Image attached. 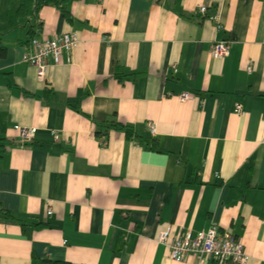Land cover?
<instances>
[{
    "label": "crops",
    "instance_id": "crops-1",
    "mask_svg": "<svg viewBox=\"0 0 264 264\" xmlns=\"http://www.w3.org/2000/svg\"><path fill=\"white\" fill-rule=\"evenodd\" d=\"M20 3L0 0V264H234L157 241L212 222L264 264V0ZM63 32L70 57L38 78L29 39ZM111 121L154 146L95 134Z\"/></svg>",
    "mask_w": 264,
    "mask_h": 264
},
{
    "label": "built area",
    "instance_id": "built-area-1",
    "mask_svg": "<svg viewBox=\"0 0 264 264\" xmlns=\"http://www.w3.org/2000/svg\"><path fill=\"white\" fill-rule=\"evenodd\" d=\"M205 10V5L199 6L200 12L204 13ZM76 43L77 36L74 32H63L52 37L32 36L22 59L35 68L38 78H43L48 66L61 63L64 56L66 59L70 57ZM209 51L215 58L225 57L229 53V41L215 40L211 43ZM246 70L248 72L252 70L251 62H247ZM190 97L192 94L189 92L180 94L181 99ZM235 111L240 112L241 106L236 105ZM147 126L151 133L155 132L154 124L148 122ZM35 131L34 127H20L21 140L31 139ZM52 133L57 139L58 134L55 131ZM47 213H51V208H48ZM157 241L167 247L170 259L177 262L183 261L188 255L214 259L219 263L245 264L247 260L243 242L227 228L221 229L216 222H212L207 229L197 233L183 230L178 234H171V229L167 226L159 232Z\"/></svg>",
    "mask_w": 264,
    "mask_h": 264
},
{
    "label": "trees",
    "instance_id": "trees-1",
    "mask_svg": "<svg viewBox=\"0 0 264 264\" xmlns=\"http://www.w3.org/2000/svg\"><path fill=\"white\" fill-rule=\"evenodd\" d=\"M65 1L66 0H21L20 6L18 7L17 12L25 11L26 8L29 7L30 5H33L35 11L37 12V10L39 9V7L41 5L52 4V5H56L61 10L63 15H67L68 11L64 6ZM105 127L106 128L104 130L96 127L95 134L97 136H101V135L106 136L108 134V129L110 128L113 130L124 132V134L127 138H134L141 143L151 144L152 146H154L153 145L155 142L154 138L144 136L143 133L138 132V130H136L131 125L123 124V123L118 122V121H111V122L107 123L105 125ZM4 214L7 215L6 213H4ZM44 225L45 224L43 222L34 223V227H37V228H40Z\"/></svg>",
    "mask_w": 264,
    "mask_h": 264
}]
</instances>
